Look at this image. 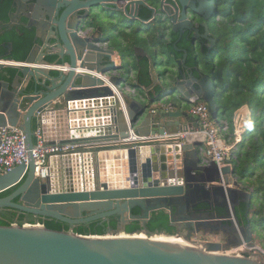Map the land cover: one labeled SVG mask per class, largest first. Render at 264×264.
Here are the masks:
<instances>
[{"label": "water", "instance_id": "water-1", "mask_svg": "<svg viewBox=\"0 0 264 264\" xmlns=\"http://www.w3.org/2000/svg\"><path fill=\"white\" fill-rule=\"evenodd\" d=\"M29 2L36 5L38 16H21L18 7H27L28 2L13 0L9 23L0 24V30L11 25L32 29L37 42V47L30 49L19 63L10 57L11 44L6 46L4 58H0V70H13L2 71L0 128L19 129L28 155L26 164L0 175V193L17 186L10 195L0 198V209L61 222L70 229L54 231L28 223L0 225V264H264V251L253 242L249 225L241 226L235 216V207L248 204L250 194L236 182L231 167L219 166L213 160L200 165L197 149L201 143L187 140L189 124L199 129L196 120L183 111L189 98L204 102L215 122L218 109L212 79L187 66L188 53L176 44L187 34L186 39L193 45L201 47V42H207L206 49L213 48L215 40L210 37L207 23L217 16L215 2L157 0L154 6L146 0ZM141 8L150 12L149 20L139 16ZM188 13L197 18L196 22ZM120 15L141 24L160 16L178 36L173 49L182 56L173 66L174 80L160 81L153 57L141 48L133 51L134 57L148 61L150 84L144 91L147 103L125 92V74H120L113 60L115 52L102 38L104 31L88 26L97 16L102 22L108 16ZM21 17L26 22L17 23ZM71 18L76 23L68 24ZM198 19L202 23H197ZM47 24L50 33L48 36L46 31L43 36ZM48 41L55 43V51L54 47L45 50L43 45ZM52 64H67V72L51 70L48 67ZM150 91H155L154 96L149 95ZM65 113L71 119L103 117L105 135L70 139L66 130L63 140ZM250 118L247 106L233 115L242 135L251 125ZM42 123L48 132L58 127L60 144L101 140L110 142L103 151L116 156L108 165L98 156L102 150L96 148L80 155L58 157L55 168H50V176L39 181L34 175L32 150L34 131ZM179 132L186 138L176 143ZM73 168L81 172L78 180ZM110 169L112 176L103 178L102 172ZM199 205L206 206L207 211H201ZM135 208L138 214H132ZM213 209L224 213L218 215ZM158 211L168 214L174 236L187 242V246L157 241L154 238L172 236L146 230L136 235L124 233L129 223L144 226ZM111 217L119 220L116 232L108 230L105 236L73 232L74 226L105 222ZM198 236L221 240L199 244L194 241ZM231 250H241L245 256L227 254Z\"/></svg>", "mask_w": 264, "mask_h": 264}, {"label": "trees", "instance_id": "trees-1", "mask_svg": "<svg viewBox=\"0 0 264 264\" xmlns=\"http://www.w3.org/2000/svg\"><path fill=\"white\" fill-rule=\"evenodd\" d=\"M217 11L216 18L209 21L208 30L210 37L215 40L211 50H207V42L193 45L184 35L176 44L177 48L187 51L186 65L197 68L198 72L211 78L215 88V103L218 109L217 126L223 127L225 123L231 137H234L233 115L243 106H247L251 114V125L243 133L240 143L234 153L235 161L232 169L234 177L241 188L250 194V202L240 203L235 207V216L241 226L249 225L253 242L256 247L264 251V0H213ZM151 6L156 0H146ZM11 6L7 5L0 11V20L6 21ZM139 16L147 21L150 12L140 9ZM110 22V33L107 37V46L117 50L120 55H128L135 48L143 49L148 55H165L162 65L165 77L173 80L175 73L169 72L170 62L174 63L182 56L173 49L177 40V34L171 32L170 26L162 17L157 16L147 26L145 38L141 39L146 44H133L126 35L132 29L128 26L115 24L114 16L106 18ZM198 22L202 20L198 19ZM98 16L89 23V27L103 28L99 25ZM128 30V33L119 30ZM202 32V30H200ZM138 34L142 29L136 31ZM117 39L123 41V45L117 48ZM12 40L14 43L13 61H21L30 50V41L20 46L19 40L12 32L0 33V58H4V41ZM17 53L20 54L17 57ZM130 58V57H129ZM133 72L134 87L145 90L150 84L148 61L145 57H133L120 68V74ZM13 72V71H12ZM156 91L158 88L155 89ZM155 91L149 95L154 96ZM146 100V98H143ZM201 102V101H200ZM11 188L0 193V198L7 197L15 189ZM18 203V200H14ZM222 215V210H215ZM135 208L132 214H138ZM0 225L6 226L13 223L22 225L41 224L45 228L54 231H68L70 226L54 220H42L41 218L25 215L13 209H0ZM119 225L117 217H111L105 222L98 220L88 224L74 226L73 232L83 236H105L108 230L116 232ZM143 230L150 234L174 236L175 231L169 227V216L164 211H158L151 215L149 221L142 226L139 222L129 223L124 233L135 235Z\"/></svg>", "mask_w": 264, "mask_h": 264}, {"label": "built area", "instance_id": "built-area-1", "mask_svg": "<svg viewBox=\"0 0 264 264\" xmlns=\"http://www.w3.org/2000/svg\"><path fill=\"white\" fill-rule=\"evenodd\" d=\"M49 68L53 71L67 72L68 65H51ZM188 102L190 106L189 115L196 120L199 127L198 131H192V134L196 140L202 143V146L198 149L199 164L207 165L209 161L213 160L219 166L232 168L235 161L236 146L241 141L243 131L233 122L234 137H231L225 123L223 127H219L211 119L208 106L205 103L200 102L196 97L189 98ZM64 117V125L61 129L63 140L66 139V130L69 131L70 139L100 137L106 133L103 117L90 119L75 117L71 119L67 116V113ZM58 130V127L55 126L52 132H48L45 130V124L42 123L34 131V149L32 150L35 166L34 175L39 181H43L50 176V168H55L56 158L74 154L80 155L87 153L90 149H95V146L89 144H60L61 139L57 138ZM185 138L186 134L179 132L175 137V142H182ZM231 141V144H226ZM107 146L109 144L98 148L104 149ZM27 161L28 155L23 133L17 128H0V175L9 173L15 167L26 164ZM72 172L78 180L81 172L75 168L72 169ZM229 253H231L230 255H238L241 250H231L227 254Z\"/></svg>", "mask_w": 264, "mask_h": 264}, {"label": "flooded vegetation", "instance_id": "flooded-vegetation-1", "mask_svg": "<svg viewBox=\"0 0 264 264\" xmlns=\"http://www.w3.org/2000/svg\"><path fill=\"white\" fill-rule=\"evenodd\" d=\"M22 1L24 3L28 2V4H25V5H27V7H24V8L22 6H21V8L18 7V13L21 16L24 15V14H28V15H31V16H38L40 14V12H38V10L36 9V5L35 4L29 2V0H22ZM156 2H157V0H156ZM7 5L11 6V10H10V12L7 15V20L6 21H1L0 20V24H2V25H6V24L9 23V17L8 16H9V14H11L13 12L14 3H13V0H0V11L4 7H6ZM189 18L192 19V20H194L195 22L197 20V18L195 16H193L192 14H189ZM55 19L57 20L58 18L56 17ZM73 20H74L73 18L69 19L68 20V24H74V23H76V20H74V21ZM23 22H26L23 17H21L20 19L17 20V23H23ZM197 23H202V22H197ZM26 24L27 23H25V25ZM43 29H44L43 36L45 35L46 31H48L47 33H48V36H49L50 26L47 24L46 27L43 28ZM2 31L3 32L4 31H6V32H8V31L9 32H12L13 36H15L17 38V40H19L20 46L24 42L30 41V49H33L34 47H37V42H35L34 39H33V30L32 29H27V28H25L23 26H20V25H11L10 27L1 29L0 30V33ZM9 44H11V47H12L11 52H10V56L11 55L13 56V54L15 52H14V43H13L12 40L4 41L2 43V45H1V48H4V54H6L7 51H8L7 48H6V46L9 45ZM43 46L45 47V50L54 47L53 48L54 49L53 51H55V43L53 41H48V43H45ZM19 56H20V54L17 53V57H19ZM44 59L47 60V61H50V62L51 61H54V58H49V57L46 58L45 57ZM198 208L201 209V211H207V207L204 206V205H199ZM213 210H220V209H213ZM181 232L182 233H185V230H182ZM215 238H218V237H215Z\"/></svg>", "mask_w": 264, "mask_h": 264}, {"label": "rangeland", "instance_id": "rangeland-1", "mask_svg": "<svg viewBox=\"0 0 264 264\" xmlns=\"http://www.w3.org/2000/svg\"><path fill=\"white\" fill-rule=\"evenodd\" d=\"M114 19H115V24L119 25V26H128V29H132L134 31H132L131 33H128L126 35V37L133 42V44H146L145 41L141 40L142 36L139 35L136 31H139L140 32V29H142V32H145L146 30V27L143 28V25L139 22H135L133 23L132 21H129L127 20L125 17L123 16H114ZM215 18H213V21H214ZM99 25L103 28V36L102 38L106 39L107 40V37L110 33V22L108 20H103L102 22L99 23ZM120 40L117 39V43L119 42ZM121 45H118L117 48H120ZM128 55L124 54V58H127V57H130V59L132 60V58L134 57V52L132 53L131 50H128ZM153 59V64L155 65V71L157 73V75L159 76L160 78V81H163L164 79H166L165 77V72L164 70L167 72V68L164 67L162 65V62L165 61V55H162V56H159L158 54L155 55L153 54L152 55ZM163 60V61H162ZM174 62L171 61L170 62V67H169V72L172 73L174 72L173 71V66H174ZM168 80H170V78L167 77ZM129 87H132L134 89H137L134 87V84H130ZM142 96L143 98H145V94L142 93ZM186 110L188 109L187 107L185 108ZM221 239L220 238H212L211 236H207V237H202V236H198L196 239H194V241H196V243H200L202 241H212V242H218L220 241ZM186 243V242H185ZM259 248V247H258ZM260 249V248H259ZM261 250V249H260ZM231 253H229L230 255ZM234 255H237V254H234Z\"/></svg>", "mask_w": 264, "mask_h": 264}, {"label": "crops", "instance_id": "crops-1", "mask_svg": "<svg viewBox=\"0 0 264 264\" xmlns=\"http://www.w3.org/2000/svg\"><path fill=\"white\" fill-rule=\"evenodd\" d=\"M150 22V21H149ZM149 22H147V23H142V25H143V28L144 27H146L147 28V26L149 25ZM119 30H121V31H124V33H128V30L126 29V30H123V28H118ZM139 35H141L142 37V39H144L145 38V35H146V32H141ZM118 45H123V41H119L118 43H117V45L116 46H118ZM103 47L104 48H107L106 47V45H103ZM108 49V48H107ZM114 52H115V54H114V57H113V60L115 61V63H116V66H119V68H122V66L123 65H125V63L128 61H130V58L129 57H127V58H124V56H122V55H120L118 52H117V50H114ZM21 61H23V60H21ZM17 62H20V61H16L15 63H17ZM2 71H7V72H12L13 70L12 69H10V68H4L3 70H0V80L2 79ZM133 72L132 71H130V73H127V74H125L124 76H125V79H126V83H125V85L124 86H122V87H125V92L129 95V96H131L133 99H135V100H138V101H140V102H143V103H147V98H146V96H145V98H146V100H144L143 99V96H142V93H144V91L146 90H143V89H139V88H137V89H134V88H132V87H129V85L130 84H134V78H133ZM175 78H173V80H174ZM167 82H169L168 80H167ZM151 93L153 92V91H150ZM149 92V93H150ZM145 94V93H144ZM188 108L187 110L185 109V108ZM189 108H190V106L188 105V103H186L185 104V106H183V111L184 112H187L188 114H189ZM190 116V115H189ZM197 123V122H196ZM188 128H189V132H190V135H193L192 134V131H197L196 129H195V127L193 126V124H189L188 125ZM36 130V129H35ZM81 139H83V138H81ZM85 139V138H84ZM195 141L196 139H195V136H193V138L191 139L190 138V142L191 141ZM110 142H104V141H101V140H98V141H95V142H83V143H80V144H89V145H92V146H95V148H98V147H104L105 145H108ZM232 143V141L229 143H226L227 145L228 144H231ZM99 145H101V146H99ZM98 149H100V150H102V152H99L98 153V156L100 157V159L103 161L104 159L102 158V155L104 154V155H106L104 158L105 159H107V162H108V164H109V162H110V160L112 159V158H114V156H116V155H114V152H111L110 154H109V152H107V151H103V149H101V148H98ZM108 154V155H107ZM107 162L106 161H104V165H107ZM103 164H101V168H102V165Z\"/></svg>", "mask_w": 264, "mask_h": 264}, {"label": "bare ground", "instance_id": "bare-ground-1", "mask_svg": "<svg viewBox=\"0 0 264 264\" xmlns=\"http://www.w3.org/2000/svg\"><path fill=\"white\" fill-rule=\"evenodd\" d=\"M17 63H19V62H17ZM52 65H59V64H52ZM51 66V65H50ZM49 68V67H48ZM102 78H104L105 79V77H102ZM188 103V105H189V102H187ZM190 138L192 139L193 138V135H187V140L190 142ZM198 141V140H197ZM200 143H201V141H199ZM110 144V143H109ZM201 146H202V143H201ZM200 146V147H201ZM200 147H198V149L200 148ZM198 149H197V151H198ZM110 154V153H109ZM108 155V154H107ZM106 155H102V158L107 162V159H105L104 157H105ZM107 165H108V162H107ZM102 167H104V165L102 166ZM102 176H103V178H109V177H111L112 176V169H110V170H105L104 172H102ZM105 180V179H104ZM107 180V179H106ZM136 235V234H135ZM154 239H156L157 241L159 240V241H161V242H166V243H171V244H176L177 246L178 245H181V246H187V244L185 243V242H183V240L180 238V237H177V236H172V237H169V238H159V237H157V238H154ZM202 242H204V241H202ZM202 242H200L199 244H201ZM237 256H245L244 255V253H243V251H242V253H240V254H238Z\"/></svg>", "mask_w": 264, "mask_h": 264}, {"label": "clouds", "instance_id": "clouds-1", "mask_svg": "<svg viewBox=\"0 0 264 264\" xmlns=\"http://www.w3.org/2000/svg\"><path fill=\"white\" fill-rule=\"evenodd\" d=\"M200 101V100H199ZM204 103V102H203ZM233 121V120H232ZM241 138H242V135H241Z\"/></svg>", "mask_w": 264, "mask_h": 264}]
</instances>
